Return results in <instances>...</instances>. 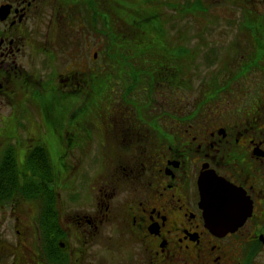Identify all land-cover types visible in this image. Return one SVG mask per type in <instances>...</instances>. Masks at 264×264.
<instances>
[{"label":"flooded vegetation","instance_id":"obj_1","mask_svg":"<svg viewBox=\"0 0 264 264\" xmlns=\"http://www.w3.org/2000/svg\"><path fill=\"white\" fill-rule=\"evenodd\" d=\"M101 3L0 0V6L9 7L0 19V95L17 107L21 104L26 79L20 59L25 51H45L48 61L55 58L49 47L63 54L70 63L58 84L40 82L26 98L34 108L46 94L69 102L65 158L73 148L94 146L99 158L104 157L96 160L104 169L98 178H105L99 188L103 198L91 213L63 222L56 211V228L48 235L39 217L31 227L30 250L21 242L14 247L0 243V256L19 248L10 252L19 253L15 264H264V26L249 20V26L235 28L240 37L230 41L239 43H229L228 53L212 47L215 39L205 28L191 39L177 32L182 34L176 38L180 46L170 44L160 29L161 44L156 33L145 29L104 28ZM260 13L249 14L260 19ZM43 21L44 30L45 23L39 25ZM74 24L77 34L90 31L100 41L111 34L112 42L98 46L106 55L113 51V58L97 59L94 52L91 64L77 59L88 47L71 31ZM52 34L58 45L51 43ZM186 45L190 48L182 53L178 47ZM236 46L247 51L242 60L235 58ZM188 63L191 74L188 65L184 72ZM202 67L212 68L199 78ZM27 142L25 147H31L32 140ZM61 162L69 176L73 165ZM204 173L240 189L249 203L250 213L235 231L222 233L208 226L198 189ZM119 181L128 183V189L112 203ZM108 223L118 224L122 235L110 256L101 252V242L98 246ZM111 236L105 237L106 251Z\"/></svg>","mask_w":264,"mask_h":264},{"label":"rangeland","instance_id":"obj_2","mask_svg":"<svg viewBox=\"0 0 264 264\" xmlns=\"http://www.w3.org/2000/svg\"><path fill=\"white\" fill-rule=\"evenodd\" d=\"M101 5L102 18L112 25H109L110 28L130 27L145 29L148 32L156 33L161 44L164 43V40L162 39V32L159 30L165 29L170 38L168 39L169 43L177 44V46H180L178 44L180 42L176 38H182V34L177 35V32H184L186 35L184 34L183 37L191 39L193 33L200 31V28H205L210 33V38L215 39L213 41L209 40L211 41L210 43H216L212 47L227 53L232 48L229 43H239L238 40L231 42L230 39L240 37V35H234L236 32L235 28L247 26V24H244L250 20V12L260 11L259 16L262 15L263 18L256 21L259 24L254 23V26H264V14H262V12L264 13V0H102ZM47 15L48 13L45 14V16ZM45 21H48V17L45 18ZM41 23L45 22H39V25ZM45 26H47L46 23L42 28L43 30ZM52 27L54 26L52 25ZM77 28L78 26L74 24L71 31L76 33L75 30ZM76 35L80 37L81 45L88 47L87 51L81 57H77V59L85 60L88 64H91L94 52L97 54V59L108 57V53L107 55L105 54L106 49H99L98 42H110L108 40L110 36H102L100 41L90 31H81L80 34L76 33ZM69 36L71 42L75 41L73 34ZM51 37H53L51 43L58 45L57 36L52 34ZM59 41L61 42V40ZM36 42H39V40ZM188 44L192 45V42L189 41ZM179 48H182V53H186L187 48L190 47L186 45ZM233 48L237 60H242L247 55V51L242 50V47L236 46ZM27 53L28 51H25V56L20 59V63L24 66L23 76L26 79L25 87L23 88L25 94L24 98L20 100L21 104L17 107L13 99H9L5 94L0 95V155L4 150L11 147L15 150L19 162L22 164L21 162L25 160V155L29 154L34 146L39 145L47 150L50 164L59 175L54 183L56 198H58L54 205H56V211L60 214L62 221L66 222V219L71 218L75 214L91 213L92 208L101 202L103 195L99 188L105 178L102 177L103 180H101L98 178V174L100 170L104 169L100 167V164L98 165L96 160L99 159L100 161V158L104 157L101 156L99 158L96 147L83 146L82 148H73L72 156L65 158L63 140L67 136L68 115L66 108L69 106V102H65L64 97L56 95V98H54L51 94H46L38 99L40 102L36 101V108H34L29 99L26 98V95L32 92L40 82L48 83L49 86L51 84L53 87L57 85L59 79L66 74L65 68H68L70 61L52 47H49L48 53H54L55 58H50V61H48L45 51L35 55H27ZM175 54H178V51H175ZM198 60H201V58L199 57ZM187 65L188 74H191L192 67L189 63L184 65V72ZM211 68H199L197 72L199 78L206 73L209 75V69ZM217 71L216 69L212 74H216ZM32 73L35 74V77H31L30 74ZM17 88L18 90L21 89L18 84ZM60 91H63V88ZM187 99L191 100L189 97ZM15 102H17V99H15ZM80 119L81 117H76L75 122L80 121ZM71 124H74V121ZM28 140H32L33 144L31 147H25V144H29ZM64 160L69 162L71 166L73 165L69 176H67L64 168L59 167V162L62 161L63 165ZM109 170V168H106V171ZM104 183H108V181ZM115 187L117 194L112 203L119 201L125 196L128 183L119 181L115 184ZM40 207L39 200L26 201L22 199L17 202L0 205V243L14 247L21 242L25 247L28 245L25 248L26 251L30 250L32 245L30 236L33 234L31 227L37 224L38 219L41 218L42 221L43 217H41ZM117 227L118 224L114 223L104 224L101 230L102 234H99L98 246L101 242L100 250L107 256L116 253L114 251L115 247L112 248V246L119 237H122ZM18 232H20V235ZM110 234L113 236L110 237L111 241L108 244L110 247L106 251L104 242H107V240L105 237ZM71 240L75 241L74 238H71ZM18 250L20 249L18 248ZM18 250H4L0 256V264L17 263L18 260L16 261V258L19 253L17 255H11V253H15Z\"/></svg>","mask_w":264,"mask_h":264},{"label":"trees","instance_id":"obj_3","mask_svg":"<svg viewBox=\"0 0 264 264\" xmlns=\"http://www.w3.org/2000/svg\"><path fill=\"white\" fill-rule=\"evenodd\" d=\"M251 15L257 16L254 14ZM253 16L250 17L253 23L252 25L255 23ZM102 20L104 28L109 27V25L112 26L103 18ZM257 20H259L258 16ZM247 25L249 26L250 23ZM106 36H110L108 40L112 42V35L107 34ZM107 53L109 58H113L111 51H107ZM24 158L25 160L20 164L18 155L11 147L1 153L0 205L17 202L21 199L26 201L39 200L41 214L43 216L41 221L42 229L48 235L56 228L57 212L54 203L57 194L54 189V183L59 175L50 164L47 150L39 145L34 146Z\"/></svg>","mask_w":264,"mask_h":264},{"label":"water","instance_id":"obj_4","mask_svg":"<svg viewBox=\"0 0 264 264\" xmlns=\"http://www.w3.org/2000/svg\"><path fill=\"white\" fill-rule=\"evenodd\" d=\"M8 10V6H0L1 20L6 18ZM198 189L200 206L208 226L214 231L233 232L250 213V205L242 191L215 175L201 174Z\"/></svg>","mask_w":264,"mask_h":264}]
</instances>
